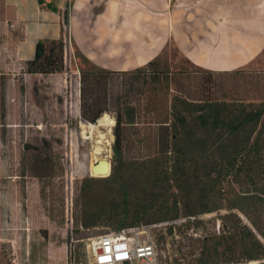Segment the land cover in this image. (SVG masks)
Here are the masks:
<instances>
[{"label":"rangeland","instance_id":"1","mask_svg":"<svg viewBox=\"0 0 264 264\" xmlns=\"http://www.w3.org/2000/svg\"><path fill=\"white\" fill-rule=\"evenodd\" d=\"M7 15L0 0V264H93L89 238L118 233L121 222L156 240L160 264H199L205 244L216 264L228 257L224 244L234 243L235 259L256 253L249 231L264 244V115L237 130L226 122L264 109V48L232 71L200 69L169 46L147 68L104 73L71 47L62 71L28 73L12 52L21 32ZM83 76L87 114L108 113L111 135L84 131L82 122L98 119L84 117ZM99 157L110 175H92ZM234 159V173L218 175ZM177 209L170 233L163 217Z\"/></svg>","mask_w":264,"mask_h":264},{"label":"crops","instance_id":"2","mask_svg":"<svg viewBox=\"0 0 264 264\" xmlns=\"http://www.w3.org/2000/svg\"><path fill=\"white\" fill-rule=\"evenodd\" d=\"M3 7L21 32L12 51L21 65L38 41L62 37L110 71L147 67L169 46L200 69L232 71L264 48V0H3Z\"/></svg>","mask_w":264,"mask_h":264},{"label":"trees","instance_id":"3","mask_svg":"<svg viewBox=\"0 0 264 264\" xmlns=\"http://www.w3.org/2000/svg\"><path fill=\"white\" fill-rule=\"evenodd\" d=\"M39 1H40V3H44V0H39ZM48 6H50V4H48ZM51 8L54 11L57 10V7H55V6H51ZM63 17H64L63 18V25L65 26V24L68 23V11L64 12ZM49 44L50 45L48 46V42L42 41V40H40L36 43L35 57L31 60L26 61V63H25L27 65V72L28 73L49 74V73L60 72L63 70V62H64L63 60H64L65 47H66L65 39L62 37V39L51 40ZM57 48H59V51L56 53ZM147 67H144V68H147ZM99 70L101 72H104V73L105 72L106 73L107 72H120V71H110V70L101 69V68H99ZM83 75H85V73ZM82 83H83L82 97L84 98V96H85V99H84L85 101H84V104L82 106L84 117L90 121L95 122L96 119H98L102 115L104 110L101 109V110H98L97 112H93L94 115H88L87 114V113H89V110L91 108V104H89L88 99H86V93L88 91H91V90H88L90 87V85H89L90 82L87 80L86 76H83ZM198 104H200V103H198ZM222 104L227 105V103H222ZM215 106H219V105H213V107H215ZM215 110L218 111V107ZM220 115L221 114H219V113H214L213 124L218 126L221 123V121L224 122V120L220 118ZM263 115H264V109L256 110V111H249L247 113H242L241 115H236L237 117H234L231 119L229 118V121L226 123H228L229 126L233 130H237L242 125H244L246 123L253 122L255 120L260 121L261 118L263 117ZM240 116H243V117L239 118ZM236 119H240V120L235 121ZM181 121H183V123H184L185 119L182 118ZM121 124H122V121L120 119H118L117 125L115 128L116 139H115V143H114V147H115L116 152H120L121 144L124 140L122 137V133L120 131ZM71 137H73V136H71ZM174 141H175V139L172 141L171 144L169 141L167 143V145L169 146V151L171 153H176L177 149L179 148V147H177L176 141L175 142ZM73 143H74V140L72 139L71 140V146L73 145ZM257 143H258V135L254 139V145H256ZM179 151H181V150H179ZM234 161H236V159H234L233 161L230 162L229 169L226 171L225 174H223L222 172H218V175H222L223 177H225V176H229V175L233 174L234 171L236 170V164ZM174 167H175L174 170L176 171L177 170L176 166L174 165ZM181 171H183V166H182ZM178 202H179L178 199H176L175 205H178ZM205 210H207V209H205ZM179 214H180L179 210L177 209L176 212L172 213L171 215H166L165 217H163V220H165L163 222H167L170 224L169 225L170 233H173V229L175 228L174 222H176V220H179V218H180ZM136 216H137V219H139L138 215H136ZM185 216L186 217L188 216L191 218L193 217L194 219L197 218L196 213H194L193 210L186 211ZM123 225H124V222L119 223V225H118L119 229L117 231H121L124 228H130V229L135 228V227H123ZM249 234L251 236L250 238L252 239V241L254 240L251 243V245H252L253 249L256 251V253H254L253 251H250L247 253L246 256L235 259L233 257V253H234L233 251L235 250L234 243L224 244V249H223L224 253L223 254H227L228 257L225 259L223 264H240V263L248 264L251 261H256V262L249 263V264H264V260H262V259H264V244L261 241H259L257 238L255 239V236L252 233V231H249ZM246 237L244 238V240L248 239L249 241H251L249 238H246ZM217 241H219V240H217ZM217 243L220 244V242H216V244L212 247L213 251L219 250ZM210 249H211V247L208 248L206 246V244L203 246L202 254L198 258L199 264H216V261H214V259H210V254L207 256H205L206 254H204V252H208V250H210ZM257 252H258V254H257ZM258 260H262V261L257 262Z\"/></svg>","mask_w":264,"mask_h":264},{"label":"built area","instance_id":"4","mask_svg":"<svg viewBox=\"0 0 264 264\" xmlns=\"http://www.w3.org/2000/svg\"><path fill=\"white\" fill-rule=\"evenodd\" d=\"M65 41L67 54L70 43ZM64 60H68L67 56H64ZM86 251L93 264H160L156 240L150 235L148 239L142 240L137 231L128 228L118 233H102L90 237Z\"/></svg>","mask_w":264,"mask_h":264},{"label":"bare ground","instance_id":"5","mask_svg":"<svg viewBox=\"0 0 264 264\" xmlns=\"http://www.w3.org/2000/svg\"><path fill=\"white\" fill-rule=\"evenodd\" d=\"M114 124H115V120L108 114V113H104L101 117H99L98 118V120H97V122L96 123H91V122H87L86 124L85 123H83L82 122V126L84 127V131H85V133H86V130H89V132L88 133H94L93 131L94 130H97V129H99V128H97V127H100V126H102V127H105L106 129H107V131H108V133L111 135V128L114 126ZM97 128V129H96ZM106 131V132H107ZM83 133V132H82ZM96 133V132H95ZM94 133V134H95ZM107 133V134H108ZM107 134H101V138H106V135ZM90 135V134H89ZM97 135H98V131H97ZM84 136V135H83ZM95 136H96V134H95ZM97 138V137H96ZM91 139V138H90ZM100 139V138H99ZM101 140H103V139H100L99 141H101ZM96 141V140H95ZM102 142V141H101ZM107 143H109L110 144V140H108V142ZM112 143V142H111ZM93 158V157H92ZM100 158V157H99ZM100 159H105V158H100ZM100 159H98L97 160V162L100 160ZM96 162V163H97ZM95 163H92V165H91V170L90 171H92V167H93V165H94ZM92 175H94V176H101V175H97V174H94V173H92Z\"/></svg>","mask_w":264,"mask_h":264},{"label":"water","instance_id":"6","mask_svg":"<svg viewBox=\"0 0 264 264\" xmlns=\"http://www.w3.org/2000/svg\"><path fill=\"white\" fill-rule=\"evenodd\" d=\"M111 169V162L108 159H100L97 163L93 165L92 173L105 177L110 175Z\"/></svg>","mask_w":264,"mask_h":264}]
</instances>
